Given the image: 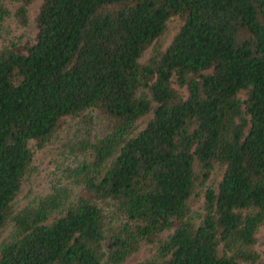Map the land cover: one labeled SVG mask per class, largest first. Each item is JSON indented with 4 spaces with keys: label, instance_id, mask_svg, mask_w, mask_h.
Wrapping results in <instances>:
<instances>
[{
    "label": "trees",
    "instance_id": "1",
    "mask_svg": "<svg viewBox=\"0 0 264 264\" xmlns=\"http://www.w3.org/2000/svg\"><path fill=\"white\" fill-rule=\"evenodd\" d=\"M0 0V37L11 16ZM181 24L164 48L143 51L165 22ZM31 42L0 46V264H239L264 226V0H41ZM243 91V97L238 94ZM96 110L81 160L65 170L76 193L52 185L13 211L31 160L64 116ZM149 114L144 126L136 122ZM196 163L197 173L193 168ZM201 213L188 199L214 166ZM110 201L107 227L96 202ZM165 235L161 236L162 234ZM220 250V252H218Z\"/></svg>",
    "mask_w": 264,
    "mask_h": 264
},
{
    "label": "rangeland",
    "instance_id": "2",
    "mask_svg": "<svg viewBox=\"0 0 264 264\" xmlns=\"http://www.w3.org/2000/svg\"><path fill=\"white\" fill-rule=\"evenodd\" d=\"M41 0H30L27 5V23L26 25H19L12 16L5 22V32L0 37V46L7 42H16L22 44L24 42H31L35 33L33 18ZM6 7L13 12L18 6V0H5ZM181 24V18L177 15L171 16L166 22L164 29L159 37L146 48L141 54L139 61L144 62L150 56L152 47L164 48L168 45L171 38L175 34L177 28ZM239 98L243 97V91L238 94ZM90 118L88 125L82 121L78 116H64L60 119L58 128L52 135L43 142L41 147H37L36 143L29 140L27 147L31 153V160L22 176L19 190L14 197L11 208L16 211L33 201L37 196L45 194L49 191L52 185L66 186L76 193V187H73L71 179H68L65 173L67 167L74 168L81 160L80 142L86 138L85 130H89L91 135L99 134L105 130V119L96 110H89L85 113ZM149 114L141 117L136 122L134 132L141 129ZM193 168L197 173L196 163ZM221 175V168L214 166L209 177L201 184L195 183L192 194L188 199V206L192 216L196 219L201 213L202 194L206 186H215ZM97 206L101 208L105 216L107 227L116 225L118 221L114 218L112 206L110 201L96 202ZM12 233L10 224L4 225L0 229V243L7 240ZM162 234L161 236L165 235ZM250 250L257 255L255 261L244 262L239 264H264V226H260L255 233V242L250 247ZM220 252V250L218 251ZM154 246L145 242H139L137 248L129 253L120 264H135L145 260L153 259Z\"/></svg>",
    "mask_w": 264,
    "mask_h": 264
}]
</instances>
